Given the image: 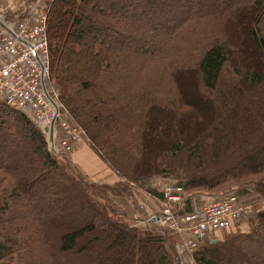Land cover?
Returning a JSON list of instances; mask_svg holds the SVG:
<instances>
[{
  "label": "trees",
  "instance_id": "obj_1",
  "mask_svg": "<svg viewBox=\"0 0 264 264\" xmlns=\"http://www.w3.org/2000/svg\"><path fill=\"white\" fill-rule=\"evenodd\" d=\"M170 8L177 21L157 25ZM46 12L60 102L119 180H91L0 102V264H187L115 207L157 176L263 199L250 231L204 242L194 264H264V0H52Z\"/></svg>",
  "mask_w": 264,
  "mask_h": 264
},
{
  "label": "built area",
  "instance_id": "obj_2",
  "mask_svg": "<svg viewBox=\"0 0 264 264\" xmlns=\"http://www.w3.org/2000/svg\"><path fill=\"white\" fill-rule=\"evenodd\" d=\"M37 15L14 22L0 20V102L27 115L46 134L50 147L69 155L82 147L85 136L61 107L60 94L50 78L47 15ZM152 186L160 188L164 199L159 223L170 232L189 237L179 246V254L187 255H181L185 261H194L204 242L230 231L257 211L255 204L246 205L228 194L202 210L179 213L185 197L183 188L162 179ZM258 210L264 212V204Z\"/></svg>",
  "mask_w": 264,
  "mask_h": 264
},
{
  "label": "rangeland",
  "instance_id": "obj_3",
  "mask_svg": "<svg viewBox=\"0 0 264 264\" xmlns=\"http://www.w3.org/2000/svg\"><path fill=\"white\" fill-rule=\"evenodd\" d=\"M31 1H35V9H34V13H33V15L31 16V17H28L29 19H34V18H36L38 15V13H44V14H46L47 15V8H48V4L52 1V0H31ZM39 1V2H38ZM37 3H38V5H37ZM159 3H160V1H159ZM25 14H20L19 16H12V17H9V18H7L6 16H0V20H5V21H7V22H14V21H20L21 19H25L26 17L24 16ZM28 18H26V19H28ZM167 20H173V21H177V17H176V15L175 14H173V10H171V8L170 9H168V11H167V13L165 14V16L164 17H162L161 18V20H158L157 21V25L158 24H160V23H164V22H166ZM158 27V26H157ZM142 33H145V34H148V33H150V31H138V33H136L135 35H134V37H136V40H138V36L140 35V34H142ZM147 36H149V35H147ZM146 36V37H147ZM132 38V37H130V39H126V41H125V44L126 45H128V47L130 46V47H133V49H138V50H143V49H145L146 47H147V39L146 40H143L144 42H139V41H135V38ZM238 46H241V45H238ZM243 48H241V50H242ZM248 67H244L243 66V69L244 70H246ZM51 78V77H50ZM53 84V83H52ZM54 85V84H53ZM55 87V86H54ZM57 90V89H56ZM60 104H61V107L64 109V107H63V105H62V103L60 102ZM32 121V120H31ZM34 123V122H33ZM35 124V123H34ZM36 125V124H35ZM43 132V131H42ZM45 135V134H44ZM85 136V135H84ZM86 138V137H85ZM83 139V144H82V147H80V148H76V151L74 152V153H72V154H69V155H66V154H63L61 151H60V149H56L54 146L53 147H50L51 146V144H49V141H48V144H49V149L51 150V151H54L55 153H57V154H59L60 155V157L62 158V160H66V161H69L70 163H72V165L74 166V168L76 169V170H78V171H80L81 170V172L82 173H84V174H86L87 176H88V178H94V177H96L97 179L98 178H104V177H108V178H105V180H112V179H114V172L109 168V167H107L101 160H100V158L96 155V153L91 149V147H90V145H89V142H88V140H87V138L86 139ZM52 148V149H51ZM90 148V149H89ZM84 149H89L90 151H92L94 154H95V156H94V154L92 153V155H93V157H90V156H87V154H85V153H77V152H79L78 150H80V151H82V150H84ZM85 154V155H84ZM58 155V156H59ZM78 157H81L82 158V160H80ZM96 161H98V163H100L99 164V166L100 167H102V168H97L96 169ZM102 165V166H101ZM98 167V166H97ZM104 168H108V169H104ZM80 169V170H79ZM91 169H92V171H91ZM97 170L98 172H100V173H102V175H100V174H94L95 173V171ZM105 170L107 171V173H105ZM103 172H104V174H103ZM112 173H113V175H112ZM116 175V174H115ZM118 177V176H117ZM172 180V181H174V182H176V180H174V178H165V177H162V176H157V177H155V178H153V183H155L156 181H158V180ZM177 183V182H176ZM155 189H157L160 193H161V190H160V188H155ZM228 194H235V192H232V190H231V188L230 187H226V188H224V189H222V190H220V191H217V192H213V193H188V192H185V197H184V201H185V199L187 198V199H191V198H203L201 201H205L206 203H208V204H210L211 202H213V201H215V200H217L218 198H220V197H224V196H226V195H228ZM243 200H245L244 198H243ZM263 200V199H262ZM115 201V207L121 212V213H126V214H128V216L130 217V219H131V222H132V224L133 225H135V226H137V227H139L141 230H146V229H150V230H152L153 232H165V233H163L164 235H165V237L166 238H169V240H170V242L172 241V239H176V241H178L179 242V246H181V245H183L182 243L183 242H185L189 237L187 236V234H182V235H178V234H176V233H172V232H170L169 230H167L166 228H164L161 224H159L158 226L157 225H155L154 226V223H150L151 222V220H149V225H153V227L152 228H150L149 227V225H145L144 224V221H137L136 219H135V217H137L138 219H142V215L139 213V212H136L134 215H133V212H131V214L129 213L130 211H128V209L127 208H125V206H123V205H121V203L120 202H118L119 200L118 199H115L114 200ZM242 201V200H241ZM260 201V200H259ZM244 204H248V203H245L244 201H242ZM262 203H264V202H262ZM141 203L139 202V201H137V205H138V207L137 208H135V210H138L139 211V209H141L140 207H142L141 205H140ZM207 204V205H208ZM249 204H254V203H249ZM136 205V204H135ZM207 205H204V206H202L201 208H203V207H206ZM260 205V204H259ZM259 205H258V207H259ZM163 209H164V207H163ZM202 210V209H201ZM199 211V210H198ZM179 212V211H178ZM254 216V215H253ZM252 216V217H253ZM251 219L250 218H245V219H243L241 222H239L240 224L238 225V224H236L235 225V228L234 229H236V230H239L240 228H241V226L243 225V223L245 222V224H246V227L248 228V226H251L252 224H251V221H250ZM233 229V228H232ZM250 229H251V227H250ZM250 231V230H249ZM241 232V234H244V233H247V231L246 230H244L243 228L239 231V233ZM217 235V234H216ZM225 235L226 236H224V237H226V238H232L233 236L235 237V235H234V233H231V232H228V233H226L225 232ZM238 235H240V234H238ZM180 236V237H179ZM228 236H231V237H228ZM225 238V239H226ZM214 239V238H213ZM181 255H184V257L185 258H187L186 256V253H184V254H181ZM183 257V256H182ZM183 260H184V262H186L187 264H194V261H190V260H186L185 261V259L183 258Z\"/></svg>",
  "mask_w": 264,
  "mask_h": 264
},
{
  "label": "crops",
  "instance_id": "obj_4",
  "mask_svg": "<svg viewBox=\"0 0 264 264\" xmlns=\"http://www.w3.org/2000/svg\"><path fill=\"white\" fill-rule=\"evenodd\" d=\"M34 3H35V1H31V0H0V16H6L7 18H9L12 16L17 17L20 14H25L24 16L26 18L31 17L34 13V9L36 8ZM37 5H38V3H37ZM89 149H84L82 151L78 150L79 152H77V153H79V154L85 153V154H87V156L93 157V155H92L93 152L90 151ZM94 156H95V154H94ZM78 158L80 160H82L81 157H78ZM95 163L98 166V167L96 166V169L99 168L100 163H98V161H96ZM100 168H102V167H100ZM104 169H108V168H104ZM91 171H92V169H91ZM105 173H107L106 170H105ZM94 174L102 175V173L98 172L97 170L95 171ZM103 174H104V172H103ZM112 175H113V173H112ZM105 178H108V177L98 178V179L96 177H94V178H90V179L94 180V181L101 182V183H108V184H115L119 180V178L115 174H114V179H112V180H105ZM151 190L154 192L150 193ZM150 191H144V190L139 189L134 193V196L131 197L130 199H118L119 200L118 202H120L121 205L125 206V208H127L128 211H130L129 212L130 214H131V212H133V215H134L136 212H139L142 215L141 216L142 219H138L137 217H135V219L137 221L142 220V221H144V224L147 226V225H149L148 224L149 220H151L150 223H154V226L155 225L158 226L160 224L158 217L161 215V213L163 211L164 199H163L162 194L157 189H155L152 186V184L150 185ZM244 198H245V200H243V201L245 203H248V204L249 203H255V204L261 203V201H262V199H260L259 196L255 195L253 192L251 194H248ZM202 199L203 198H191V199L186 198L185 201H183L178 207L179 213H192V212L203 209L204 207L203 208H201V207L204 205H207L208 203H206L205 201H201ZM137 201H139L141 203L140 205L142 206V207H140L141 209H139V211L135 210V208L138 207ZM154 217H156L155 222H153V220L155 219ZM245 222L243 223V225L241 226V228L239 230H236V229H234L235 227H233V229H231L230 231H224V232L217 233V235L213 239L214 242L224 240L226 238V237H224V236H226L225 232L226 233H228V232L234 233L235 236H238V234H241V232L239 233V231L242 228L248 232L250 230V226H248V228H247L246 227L247 223L245 224ZM149 227L152 228L153 225H149ZM163 233H165V232H163ZM163 233L162 232H157V233L155 232V234L157 236H165ZM228 237H231V236H228ZM171 243L175 246L176 250L179 252V242L176 241V239H172ZM181 259L184 262L182 256H181Z\"/></svg>",
  "mask_w": 264,
  "mask_h": 264
},
{
  "label": "water",
  "instance_id": "obj_5",
  "mask_svg": "<svg viewBox=\"0 0 264 264\" xmlns=\"http://www.w3.org/2000/svg\"><path fill=\"white\" fill-rule=\"evenodd\" d=\"M43 133H44V132H43ZM44 134H45V133H44ZM45 135H46V134H45ZM158 220H160V217H158ZM155 221H156V219L153 220V222H155ZM215 242H216V241H215Z\"/></svg>",
  "mask_w": 264,
  "mask_h": 264
},
{
  "label": "bare ground",
  "instance_id": "obj_6",
  "mask_svg": "<svg viewBox=\"0 0 264 264\" xmlns=\"http://www.w3.org/2000/svg\"><path fill=\"white\" fill-rule=\"evenodd\" d=\"M159 217H160V216H159ZM251 217H252V216H251ZM249 218H250V217H249ZM215 236H216V235H215ZM215 236H214V237H215Z\"/></svg>",
  "mask_w": 264,
  "mask_h": 264
}]
</instances>
